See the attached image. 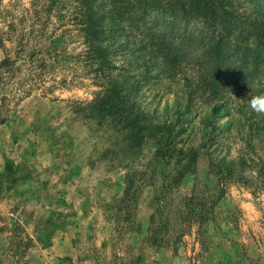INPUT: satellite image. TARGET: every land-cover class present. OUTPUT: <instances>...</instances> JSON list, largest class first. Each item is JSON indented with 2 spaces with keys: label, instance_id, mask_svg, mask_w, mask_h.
Segmentation results:
<instances>
[{
  "label": "rangeland",
  "instance_id": "obj_1",
  "mask_svg": "<svg viewBox=\"0 0 264 264\" xmlns=\"http://www.w3.org/2000/svg\"><path fill=\"white\" fill-rule=\"evenodd\" d=\"M79 11L77 0H0L7 91L22 83L0 125V264H264V133L255 152L243 138L264 113L236 95L189 103L193 66L170 75L140 46L163 25L154 14L128 19L125 33L104 19L111 66L97 71ZM112 81L154 124H177V148L198 151L179 185L175 160H156L151 141L131 150L108 116L77 112ZM192 194L216 203L202 225L186 220Z\"/></svg>",
  "mask_w": 264,
  "mask_h": 264
},
{
  "label": "trees",
  "instance_id": "obj_2",
  "mask_svg": "<svg viewBox=\"0 0 264 264\" xmlns=\"http://www.w3.org/2000/svg\"><path fill=\"white\" fill-rule=\"evenodd\" d=\"M80 11V31L86 39L90 59L95 61L97 71L110 69L111 51L103 46L107 38V27L103 20L114 18V31H127V20L147 22L154 14L158 23H163L154 31L149 42L140 46L149 52L150 58L157 61L162 69L175 74V70L186 63L193 66L196 77L190 82L192 87L188 102L195 101V95L205 99L218 96L236 95L238 105H249L255 95L264 94V0H77ZM107 10L101 12V9ZM159 16V17H158ZM133 17H135L133 19ZM137 18V19H136ZM134 24V22H131ZM194 23H198L196 26ZM131 30L133 26L130 27ZM0 40V44L3 43ZM143 43V44H142ZM5 49V48H4ZM93 58V59H92ZM13 64L9 54L0 62V125L8 122L11 102L18 100L20 85L7 91L13 77ZM31 90L27 91L26 95ZM77 112L88 116H108L131 150H138L151 141L155 146L154 158L172 162L177 172L173 183L179 185L187 173L196 169L198 151L177 148L179 134L173 132L177 124H154L145 111L138 108L120 84L111 82L95 99L77 104ZM255 126V127H254ZM243 138L246 149L257 150L256 144L264 133V115L249 124ZM184 126L180 127L182 130ZM121 140V142H123ZM257 165L264 169V156L256 158ZM255 159V160H256ZM244 160V159H242ZM224 171L216 172L219 185L225 175H234L235 160L224 162ZM229 172V173H227ZM132 181L126 187L125 196L131 190ZM125 197V198H126ZM209 197V196H208ZM201 200L197 203V200ZM204 197L192 194L186 198V220L202 225L213 215L215 204L208 205ZM199 206V207H198ZM165 214V211L162 215ZM155 217V215H154ZM153 220V219H152ZM159 232L154 230L157 241Z\"/></svg>",
  "mask_w": 264,
  "mask_h": 264
},
{
  "label": "clouds",
  "instance_id": "obj_3",
  "mask_svg": "<svg viewBox=\"0 0 264 264\" xmlns=\"http://www.w3.org/2000/svg\"><path fill=\"white\" fill-rule=\"evenodd\" d=\"M248 104L255 112L264 113V94L253 96L248 101Z\"/></svg>",
  "mask_w": 264,
  "mask_h": 264
}]
</instances>
